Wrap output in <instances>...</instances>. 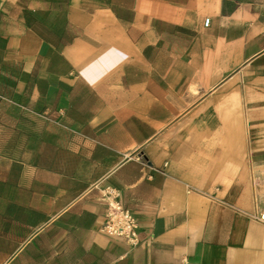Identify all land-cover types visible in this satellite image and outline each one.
I'll return each mask as SVG.
<instances>
[{
    "label": "crops",
    "instance_id": "0c3cea01",
    "mask_svg": "<svg viewBox=\"0 0 264 264\" xmlns=\"http://www.w3.org/2000/svg\"><path fill=\"white\" fill-rule=\"evenodd\" d=\"M262 208L264 0H0V264H264Z\"/></svg>",
    "mask_w": 264,
    "mask_h": 264
},
{
    "label": "built area",
    "instance_id": "2783aa9c",
    "mask_svg": "<svg viewBox=\"0 0 264 264\" xmlns=\"http://www.w3.org/2000/svg\"><path fill=\"white\" fill-rule=\"evenodd\" d=\"M210 18H207L206 24ZM107 208L102 222V232L113 238L123 239L130 246L140 243L139 220L116 194L107 195ZM254 218L264 223V208Z\"/></svg>",
    "mask_w": 264,
    "mask_h": 264
}]
</instances>
